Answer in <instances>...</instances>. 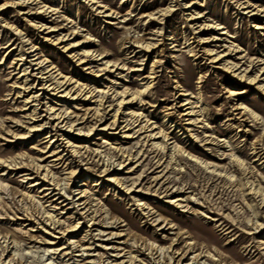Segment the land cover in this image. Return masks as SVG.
Instances as JSON below:
<instances>
[{
  "label": "rangeland",
  "instance_id": "1",
  "mask_svg": "<svg viewBox=\"0 0 264 264\" xmlns=\"http://www.w3.org/2000/svg\"><path fill=\"white\" fill-rule=\"evenodd\" d=\"M0 264H264V0H0Z\"/></svg>",
  "mask_w": 264,
  "mask_h": 264
},
{
  "label": "bare ground",
  "instance_id": "2",
  "mask_svg": "<svg viewBox=\"0 0 264 264\" xmlns=\"http://www.w3.org/2000/svg\"><path fill=\"white\" fill-rule=\"evenodd\" d=\"M221 28H219V30H220ZM15 31L17 30V29H14ZM18 31V30H17ZM27 44V43H26ZM149 48H151V47H149ZM36 53V51L35 52H28V51H26L25 49H23L22 50V55H21V57H22V62H23V67H25V66H27V65H30V67L28 66L25 70H24V74H23V76L26 78V83H28V85H30L29 84V77L31 76L30 75V72H29V70L34 66V67H36L37 69H36V71L38 72V74H39V76H40V78H39V83H38V86H42V84H43V82H45V87H47L48 86V84H49V82H47L45 79H48V78H44V76L45 75H48V74H50V73H52V71L51 72H49V73H47V74H44V72L47 70L46 69V66H44V63H43V61L41 60V58H37V54L36 55H34ZM212 54L213 53V51H211V50H208V52L206 53V55H209V54ZM224 57L225 56H222L221 57V55L220 56H218V57H215L214 58V61H213V63H221V62H223L224 61ZM231 69H233V71L232 72H235V70H234V68H231ZM238 71V70H237ZM242 75V74H241ZM51 77H53V75L51 76ZM54 79H57L56 77L54 78ZM239 79L242 81V80H249L250 78H247L245 75H242V76H239ZM56 81V80H55ZM71 80H67V79H64L63 81H57L56 83H55V86L52 88V90L51 91H53V92H55V93H58V94H61L62 95V97H66L67 96V98H68V96H71V94H72V92H73V90L71 89V90H69L70 89V87H71ZM53 85H50V86H48L47 87V91H49V89L52 87ZM26 88V87H25ZM34 90H37V88H34L33 86H30L29 88H27V89H25V93H30V94H34L33 96H31L28 100H27V105L28 106H31V105H33L32 107H34L35 108V113H34V118L32 119L33 121H34V123H37V122H39V121H41L39 118L41 117V116H39L38 117V115H40L39 114V112H37L38 110H39V107H40V102H41V96L40 95H38V94H36L37 92L35 91V93H34ZM41 91H43V88H41L40 89ZM43 95V94H42ZM51 110V112L53 113V117H54V119L55 120H58L59 121V124L60 125H64L63 127H66V128H69L68 127V123H66V119L65 118H63V116H60V114H57V112H54V108H51L50 109ZM45 128V126L43 125V126H40V127H35L33 130H32V132L33 133H42L43 132V129ZM51 250V249H50ZM46 252H50V253H53L54 251L52 250V251H49V250H47ZM198 257V256H197Z\"/></svg>",
  "mask_w": 264,
  "mask_h": 264
}]
</instances>
